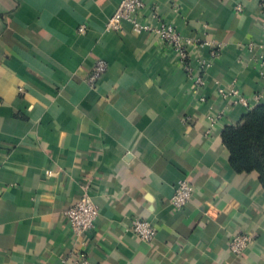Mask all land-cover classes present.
Here are the masks:
<instances>
[{
    "label": "crops",
    "instance_id": "0c3cea01",
    "mask_svg": "<svg viewBox=\"0 0 264 264\" xmlns=\"http://www.w3.org/2000/svg\"><path fill=\"white\" fill-rule=\"evenodd\" d=\"M143 2L146 24L193 40L203 86L155 35L105 29L119 0H0V264H62L79 249L91 264H264V189L221 141L245 109L218 94L234 84L264 103V0ZM206 41L222 45L214 61ZM97 60L107 69L89 87ZM181 180L194 191L175 210ZM84 183L98 216L82 246L64 211ZM134 220L155 228L151 243ZM238 233L254 238L235 256Z\"/></svg>",
    "mask_w": 264,
    "mask_h": 264
},
{
    "label": "built area",
    "instance_id": "2783aa9c",
    "mask_svg": "<svg viewBox=\"0 0 264 264\" xmlns=\"http://www.w3.org/2000/svg\"><path fill=\"white\" fill-rule=\"evenodd\" d=\"M145 10V4L143 0H119L117 8L108 20L105 29L108 31H120L124 24L130 26V31L133 34H152L155 35L158 41L166 48L172 50L176 56V61L179 68L184 72L186 78L192 82L195 87H201L204 85L202 74L208 66V61L198 56L196 62L191 59L190 48L194 46L193 40L181 36L174 28L168 23L161 22L157 27H151L146 24L142 19V12ZM151 15L152 18L157 19V15L154 10ZM79 33L84 32V28L81 27ZM262 38L258 45V49L264 51V22L262 25ZM198 47H206L208 49L209 61L216 60L222 51V45L213 41H206L198 45ZM250 49L253 46H249ZM260 65H264V52L258 56ZM107 64L103 60H97L93 66V69L86 78V83L89 87H94L100 77L105 73ZM218 94L222 100L231 102L234 106H240L245 110H249L252 107V101L241 95L236 85L232 84L229 88H219ZM255 102L261 100V96H255L252 98ZM202 101V100H201ZM223 113L217 114L208 118V127L206 134H211L214 126L221 119ZM49 175V173H47ZM193 187L189 185L185 180H181L177 183L174 189L173 195L170 198V204L175 210H181L190 201L193 194ZM98 216V208L92 200L90 194V184L84 183L81 186V195L77 202L69 206L64 211V217L76 238L81 239V245L83 246L87 232L92 230L95 225V221ZM131 232L141 241L145 243H151L156 237L155 228L147 221L134 220L131 226ZM254 236L247 233H238L232 238L229 243L230 252L239 256L252 242ZM62 264H91L88 260L87 254L84 249L75 250L73 258L70 261H64Z\"/></svg>",
    "mask_w": 264,
    "mask_h": 264
},
{
    "label": "trees",
    "instance_id": "16d2710c",
    "mask_svg": "<svg viewBox=\"0 0 264 264\" xmlns=\"http://www.w3.org/2000/svg\"><path fill=\"white\" fill-rule=\"evenodd\" d=\"M221 141L229 153L232 170L257 173L264 189V103L245 110L237 124L225 126Z\"/></svg>",
    "mask_w": 264,
    "mask_h": 264
}]
</instances>
